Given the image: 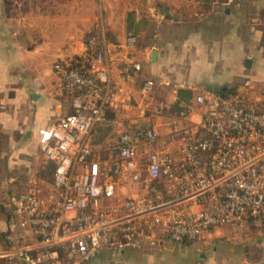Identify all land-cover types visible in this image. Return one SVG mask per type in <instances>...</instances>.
Returning a JSON list of instances; mask_svg holds the SVG:
<instances>
[{
	"label": "crops",
	"instance_id": "obj_1",
	"mask_svg": "<svg viewBox=\"0 0 264 264\" xmlns=\"http://www.w3.org/2000/svg\"><path fill=\"white\" fill-rule=\"evenodd\" d=\"M80 1L0 0V252L6 255L23 249L35 258L42 250L21 226L15 203L34 188L44 199L53 192L55 164L40 148V131L72 112L58 66L89 70L96 56L86 48L91 37L104 49L115 93L106 120L90 135L94 161L110 164L124 132L149 127L168 134L181 112L189 115L187 126L198 128L199 95L264 101V0ZM130 36L136 44L128 51ZM133 63L141 69L132 70ZM148 80L154 85L145 95ZM144 148L146 163L155 147ZM113 183L115 193L104 203L143 192L128 179ZM0 264L27 263L17 256ZM85 264H264V231L218 228L182 243L165 238L160 246L100 251Z\"/></svg>",
	"mask_w": 264,
	"mask_h": 264
},
{
	"label": "built area",
	"instance_id": "obj_2",
	"mask_svg": "<svg viewBox=\"0 0 264 264\" xmlns=\"http://www.w3.org/2000/svg\"><path fill=\"white\" fill-rule=\"evenodd\" d=\"M135 44L130 36L125 48ZM98 47L91 37L86 48L96 56L89 70L58 66L72 112L44 127L39 138L55 164L53 192L44 199L34 188L15 203L21 226L40 240L42 250L35 258L23 249L15 255L0 252V258L85 264L100 251L160 246L165 238L182 243L218 228L242 235L264 231V101L242 94L199 95L196 103L204 110L199 127L187 126L189 115L181 112L165 144L152 148L146 163L141 148L153 147L161 137L149 127L122 133L110 164L94 161L91 132L115 101L104 49ZM131 69L141 66L133 63ZM153 85L145 81L142 93L149 94ZM115 178L139 183L142 194L104 206L115 193Z\"/></svg>",
	"mask_w": 264,
	"mask_h": 264
},
{
	"label": "rangeland",
	"instance_id": "obj_3",
	"mask_svg": "<svg viewBox=\"0 0 264 264\" xmlns=\"http://www.w3.org/2000/svg\"><path fill=\"white\" fill-rule=\"evenodd\" d=\"M80 1V0H79ZM93 1V0H92ZM81 2V1H80ZM94 3H95V0H94ZM96 3H99V0H96ZM167 138V134H161V137H160V140L154 145V147L155 148H160V147H162L163 146V144H165V139ZM151 148V147H150ZM142 149L144 150V153L146 154L147 153V151L146 150H148V148H144V147H142ZM172 153H173V155H174V157L175 158H177L178 157V155H179V152H178V149H176L175 147H173V150H172ZM122 197H121V199H123V200H120V201H124L125 200V198L127 197V196H123V195H121ZM105 201V200H104ZM119 201V202H120ZM115 203H113V202H106V203H104L103 205L104 206H109V205H114Z\"/></svg>",
	"mask_w": 264,
	"mask_h": 264
},
{
	"label": "trees",
	"instance_id": "obj_4",
	"mask_svg": "<svg viewBox=\"0 0 264 264\" xmlns=\"http://www.w3.org/2000/svg\"><path fill=\"white\" fill-rule=\"evenodd\" d=\"M180 94H181V93H180ZM221 94H223V95H227V94H224V93H222V92H221ZM187 97L189 98V96H187Z\"/></svg>",
	"mask_w": 264,
	"mask_h": 264
}]
</instances>
